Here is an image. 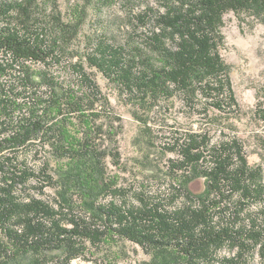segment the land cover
<instances>
[{"label":"trees","instance_id":"1","mask_svg":"<svg viewBox=\"0 0 264 264\" xmlns=\"http://www.w3.org/2000/svg\"><path fill=\"white\" fill-rule=\"evenodd\" d=\"M116 3L130 4L119 34L83 33L90 10ZM229 12L258 15L264 0H0V264H73L127 243L146 264H264V167L242 140L171 127L157 136L174 154L166 190L152 193L124 174L123 118L99 82L147 113L176 99L199 117L238 110Z\"/></svg>","mask_w":264,"mask_h":264},{"label":"rangeland","instance_id":"2","mask_svg":"<svg viewBox=\"0 0 264 264\" xmlns=\"http://www.w3.org/2000/svg\"><path fill=\"white\" fill-rule=\"evenodd\" d=\"M129 5L116 3L103 12L90 10L83 33H98L107 29L119 34ZM222 29L225 45L221 53L231 66L233 88L240 103V108L233 112L220 115L210 111L207 117H199L192 110L183 108L176 99L168 110L147 113L129 104L110 83L99 76L104 91L123 118L119 142L127 169L124 174L130 181L135 178L148 180L152 193L166 190V184L161 182L165 173L163 164L174 154L162 152L157 136L165 134L171 127L183 131L207 130L213 142L236 136L242 140L250 164L264 167V121L255 114L257 99L259 96L264 98V12L258 15L229 12L225 15ZM145 121L148 125L144 124ZM145 126H150L152 130L146 131ZM189 188L194 193H201L205 189L204 178H193ZM114 252L121 257L117 264H146L150 259L139 247L127 243L118 249L101 248L91 260H75L73 264H95L94 259H104L106 256L115 259ZM253 264H260L259 259H255Z\"/></svg>","mask_w":264,"mask_h":264}]
</instances>
